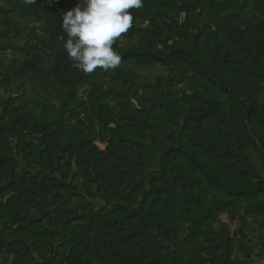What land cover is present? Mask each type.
I'll return each instance as SVG.
<instances>
[{"label": "trees", "instance_id": "1", "mask_svg": "<svg viewBox=\"0 0 264 264\" xmlns=\"http://www.w3.org/2000/svg\"><path fill=\"white\" fill-rule=\"evenodd\" d=\"M79 2L0 6V254L11 264L264 259V235H252L257 219L264 231V0H143L113 45L120 66L90 74L61 39ZM183 84L191 94L179 97ZM222 215L236 233L214 228Z\"/></svg>", "mask_w": 264, "mask_h": 264}, {"label": "clouds", "instance_id": "2", "mask_svg": "<svg viewBox=\"0 0 264 264\" xmlns=\"http://www.w3.org/2000/svg\"><path fill=\"white\" fill-rule=\"evenodd\" d=\"M141 7L143 0H80L64 12L61 29L67 38L61 39L72 67L85 74L119 67L122 58L113 45L133 26L130 10Z\"/></svg>", "mask_w": 264, "mask_h": 264}, {"label": "rangeland", "instance_id": "3", "mask_svg": "<svg viewBox=\"0 0 264 264\" xmlns=\"http://www.w3.org/2000/svg\"><path fill=\"white\" fill-rule=\"evenodd\" d=\"M0 6L7 8L9 6V4L7 3V0H0ZM3 19L2 16H0V20ZM7 19L11 22H13L17 27L21 26V21L17 16H13L10 15L7 17ZM145 25L143 23H137L135 28L136 30L138 28H143ZM6 30V25L4 24H0V32L5 31ZM13 33H10V38L15 44H17L18 46H22L25 44L26 40H18V39H14L12 37ZM7 39H2L0 38V42H5ZM120 42L122 44H124L125 39L120 40ZM28 47V46H27ZM151 79H153V77H151ZM179 97H181L182 95L186 94V95H190V91H188V87L183 84V85H179L175 91H174ZM0 96L2 98H6V93L3 90H0ZM259 102L261 106H264V93L260 96L259 98ZM111 104H114L113 102H111ZM99 206V204H96L95 207L97 208ZM250 222H253L254 219L249 218L248 219ZM258 222L254 225V229L257 231L256 233H252V235L257 236V235H261L263 237L264 235V231H262V226H261V222L260 219H257ZM223 225H226L229 228V231L231 233H236L239 228H240V223L238 221H229L228 218L226 217V215H222L220 217V221L219 223H217L214 228L216 230L220 229ZM252 237V236H251ZM253 239V238H252ZM260 241L253 239L251 246H254L256 249L260 247ZM255 253L253 255L254 258V264H264V259L262 258H257L256 254L258 250H254ZM238 256V250H234L233 254H232V258H235ZM0 264H11V257L10 256H5L3 254H0Z\"/></svg>", "mask_w": 264, "mask_h": 264}]
</instances>
